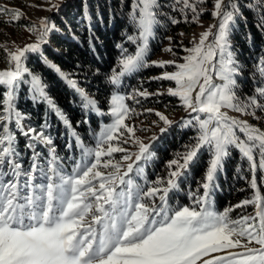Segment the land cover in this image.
<instances>
[{"label": "snow or ice", "instance_id": "obj_1", "mask_svg": "<svg viewBox=\"0 0 264 264\" xmlns=\"http://www.w3.org/2000/svg\"><path fill=\"white\" fill-rule=\"evenodd\" d=\"M175 2L182 5L181 12L188 9L194 14L193 19H197L198 4L204 0ZM247 6L260 13L256 26L264 33V0H248ZM51 7L58 9L59 5ZM161 7L160 0H131L127 19L132 33L126 39L135 46V51L129 52L122 44H117L121 50L119 70L113 69L106 76L110 85L119 88L123 77L143 68L153 65L161 68L174 65L176 68L154 79L175 82L176 87L168 88L167 93L179 97L190 116L180 121V127L196 128L197 134L182 152L168 161L167 177H158L146 188L130 178L125 179L137 162L149 160L153 155L150 145L138 139L135 159L127 154L122 157L124 161H132L125 171L121 172V164L111 161H104L103 167H111L114 172L105 175L94 170L102 156L126 151L111 143L120 138L117 133L123 135V129L129 136L135 135L134 128L125 124L135 111L125 99L160 93L135 89L134 94L125 97L118 91L113 92L110 99L112 123L100 130L95 149H88L45 91L41 77L24 65L27 53H38L42 45L49 43L48 34L55 26H50L47 18L41 19L35 41L8 52L9 67L0 70V88L4 89L0 93V264H264V196L258 190V180L264 183V130L223 111L228 109L241 116L260 119L256 110L264 112V56L255 65L259 79L254 94L241 97L236 91V77L242 69L230 38L238 27L237 21L247 18L239 7V0H215L211 14L217 18V24L202 32L191 49H185L189 55L183 57V63L150 61L149 41L161 24ZM7 11L0 8V14ZM20 18L16 10L11 22ZM167 19L172 25L180 22L172 16ZM246 39L251 40L250 32ZM165 51L172 49L169 47ZM43 62L76 91L82 109L104 115L97 101L78 87L74 79L46 57ZM213 76L221 83H214ZM21 83H30L32 100L43 102L55 112L67 134L75 138V145L82 149L83 155H94L95 162L84 168L77 163L71 175L63 173L53 140L46 131L48 125L42 123L32 127L24 123L26 116L16 104V90ZM193 113L197 115H191ZM156 115L165 125L159 129L160 133L167 132L174 122L159 112ZM11 124L27 138L25 147L32 150L27 169L20 161L17 135L11 130ZM39 146L47 147L50 159L46 169L39 163L42 154L37 150ZM233 148L248 162L250 186L256 190L251 200L241 202L254 204L255 215L239 220L229 218L231 207L219 213L211 210L213 193L220 175L226 171ZM204 153L208 159L203 176L197 182V191L188 193L192 205L172 207L173 195L185 184L189 172ZM37 172L45 182H36L34 174ZM139 172L143 173V169ZM97 179L102 181L98 188L93 184ZM119 185H126V190H118ZM233 249L239 250L230 251Z\"/></svg>", "mask_w": 264, "mask_h": 264}, {"label": "trees", "instance_id": "obj_2", "mask_svg": "<svg viewBox=\"0 0 264 264\" xmlns=\"http://www.w3.org/2000/svg\"><path fill=\"white\" fill-rule=\"evenodd\" d=\"M130 2L131 0H74L62 5L50 19L55 28L49 32V43L41 46L38 53L26 54L24 65L41 77L45 91L80 137L93 135L102 121L108 117L82 109L80 96L55 69L43 62V58L46 57L62 72L74 79L78 87L85 89L97 101L98 107H107L113 92L122 91L124 86L123 84L115 88L106 80V76L110 75L113 69L119 70L118 59L121 50L116 45L122 44L129 52L135 51V46L126 39L127 35L132 33L130 22L127 19ZM160 3L162 4L160 9L162 15L159 17L161 24L155 29L154 36L150 38L149 51L156 48L158 38L180 30H188L201 19L209 18L212 12L211 0H204L203 3L198 4V12L195 14L197 19H193L194 14L188 9L181 12L182 5L177 4L175 0H160ZM247 5L248 0H239V7L247 19L237 21L238 27H235L230 38L236 59L242 69L241 74L236 77L238 80L236 91L241 97L254 94V88L259 79L255 65L259 58L264 56V33L256 26L260 13L249 9ZM200 9L203 11L201 12ZM85 11H87V16H85ZM168 16L180 22L172 25L167 19ZM249 32L251 40L246 39ZM144 71L146 68L136 74L140 76ZM126 80H132V77ZM30 88V83H21L16 90L17 107L26 116L24 123L32 127L46 123L48 125L46 131L51 136L53 146L59 155L72 153V149L75 150V138L67 134L65 125L46 104L32 100L33 93ZM3 91L4 89L0 88V93ZM157 103L158 106L161 104V102ZM256 114L264 118V112L256 110ZM82 121H87V123ZM10 128L16 132L17 149L20 153V161L24 165L30 150L25 147L28 140L18 132L14 124H11ZM196 134V128H182L180 123L174 125L151 144L150 152L153 155L145 164L146 167L151 164L155 173L160 171V168L165 166H163L164 162L168 161L170 154L182 149L183 145H188ZM70 144L72 147H68ZM37 150H41L43 154L47 152L42 146H39ZM207 159L206 153L201 154L197 166L189 172L185 184L173 195L171 201H174L175 208L191 205V199H188L185 192L197 191V182L203 176ZM161 174L164 175L166 172L162 171ZM250 180L248 162L241 158L237 149L233 148L226 171L220 175L217 182L218 187L212 196L214 209L217 212H223L226 208H232L238 204L241 205L239 209H246L250 206V204H241L242 201L251 200L254 196ZM251 206L253 208V204Z\"/></svg>", "mask_w": 264, "mask_h": 264}, {"label": "rangeland", "instance_id": "obj_3", "mask_svg": "<svg viewBox=\"0 0 264 264\" xmlns=\"http://www.w3.org/2000/svg\"><path fill=\"white\" fill-rule=\"evenodd\" d=\"M74 0H0V8L7 9L8 11L0 14V70H5L9 67L8 64V52L14 51L16 48L23 47L25 44L32 43L35 41L36 36L39 34L40 30V21L43 18H47L49 25H54L51 22V17L58 11V9L62 5H66ZM215 0H211L210 9L213 11V5ZM53 4H58V9H54L51 6ZM19 10L20 19L15 22H11L13 20V13ZM212 13V12H211ZM217 18H214L212 14L209 18L201 19L195 26L189 27L188 30H180L170 35H163L161 38H158V43L156 48L153 51H149L148 59L150 61H171L175 60V62L183 63V57L189 55V52L185 51V49H191L195 43L199 41L200 34L209 29L210 26L217 24ZM31 28L30 32L28 29ZM213 32L216 31L215 28L212 29ZM49 36V34H48ZM168 37L172 39L169 40ZM49 40V37H47ZM176 39V40H174ZM212 37H209V41H211ZM207 43V42H206ZM46 45V44H44ZM42 45V46H44ZM171 47L172 51H165L166 48ZM176 71L174 65H167L164 68L157 67L155 65L147 67L146 71L142 73L140 76L135 74L130 75L132 80L129 79L128 76L122 78L121 85L122 91H118L121 95L128 97L129 95L134 94L135 89H139L140 91L147 90L149 93H160L159 95H149L147 97L143 96H135V99H125V103L131 108L134 109V113L131 114L130 118L125 120V124L131 126L135 130L134 136H129L125 130H121L123 135L117 133L120 138L118 140H113L111 143L113 145H119L124 148L125 152H116L111 156H102L101 163L97 166L96 171H101L105 175L110 172H114V169L111 167L104 168V161H111L113 164L119 163L121 164V172L126 170V165L130 162L124 161L122 157L124 155H130L132 160L135 159V154L138 152V145L135 141L138 139L145 144H149L151 148V144L158 140L164 133H160L159 129L161 127H165L163 121L159 119L156 115V112H159L165 115L169 120L173 121L174 125H178L182 119H185L189 116V111L186 110L180 100L179 97L170 96L167 93L168 88H175L174 81H168L163 79H154L155 77L161 76L164 72H173ZM214 83H221L219 79H216L213 76ZM198 91V88H197ZM117 92V91H115ZM92 97V96H91ZM93 98V97H92ZM195 98V92H193V99ZM111 99V97H110ZM138 101V102H137ZM157 102H161L159 104ZM163 102H166L163 104ZM163 105V106H162ZM98 107V106H97ZM100 112L104 113V116L109 120L108 122H102L100 124L99 130L94 134V136L90 135L80 137L81 142L85 148L95 149V145L97 142V135L100 130L107 124L112 123L113 117L110 115V100L109 105L105 108L98 107ZM146 109H151L152 111H146ZM226 111L229 116H235L239 119H246L249 123L254 124L256 127L264 130V118L259 114H256L260 117V119H254L251 116H241L239 113L234 111L223 109ZM191 115H197L193 113ZM203 117L204 114H199ZM170 127V128H171ZM169 128V129H170ZM243 136V134H240ZM156 136L157 139L152 140L151 138ZM127 139L128 142L124 143L123 141ZM47 150V147L42 146ZM106 147V146H105ZM172 154L168 161L176 157L177 153H180L184 149V145ZM71 149L69 148V151ZM150 150V149H149ZM31 151H28V157H26V164L23 165L25 169H27L31 163ZM41 151V150H40ZM56 155L59 157V166L63 169V173L65 175H71L73 170L76 168L77 163L81 165V168L89 167L93 162H95L94 155H83L82 149L75 145V150L72 149V153H68L66 155L60 156L59 152L56 151ZM68 155V157H66ZM50 157L46 154H41L39 159V163L42 169H46L47 161ZM258 159V157H257ZM149 160H141L137 162L133 167V171L129 173L128 177L125 179H132L134 183L139 184L142 188H146L151 186L153 182L157 180L158 177H167L166 165L168 161L164 162L160 171L154 172L153 166L151 164L144 167V165ZM143 169V173L139 172V169ZM166 172V174H161V172ZM154 172V173H153ZM36 176L37 183L45 182L43 176L40 172L34 174ZM152 177V178H151ZM151 178V179H150ZM200 180V179H199ZM102 182L100 179L94 180L93 184L98 188L99 183ZM118 190H126V185H119ZM258 190L261 195L264 196V183H261L258 180ZM256 190H254L255 194ZM189 192H185V195L188 196ZM94 202V201H93ZM172 207H174V201H170ZM192 205V200H191ZM185 205V206H191ZM175 208V207H174ZM232 210L229 212V218L232 220H239L243 216H254L255 215V205L253 204V208L247 206L245 209H239L238 207L232 206ZM212 211L217 212L214 209V205L212 202ZM234 210V211H233ZM219 213V212H217ZM90 219V217H89ZM256 246V245H253ZM239 249H233L230 251H238ZM223 253H215L214 255H222Z\"/></svg>", "mask_w": 264, "mask_h": 264}]
</instances>
